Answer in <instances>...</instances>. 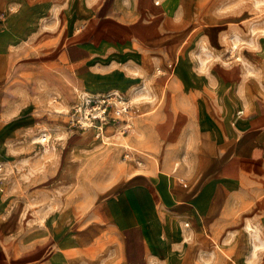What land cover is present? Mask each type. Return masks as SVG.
<instances>
[{"label":"crops","instance_id":"0c3cea01","mask_svg":"<svg viewBox=\"0 0 264 264\" xmlns=\"http://www.w3.org/2000/svg\"><path fill=\"white\" fill-rule=\"evenodd\" d=\"M50 1L0 0L4 171L15 154L13 144L28 127L55 123L45 105L52 97L69 105L73 89L127 94L145 81L167 97L149 102L158 112L137 110L144 112L138 128L131 110L132 129L140 131L141 142L135 141L153 160L132 170L101 201L94 221L105 227L99 233L73 234L70 206L49 212L37 227L21 226L12 210L19 199L10 196L19 183L5 172L0 264H98L91 257L103 250L105 236L115 255L112 264H154L190 250V240L197 244L216 234L226 214L264 185V34L241 48L240 62L233 50L222 62H201L200 32L209 42L212 31L185 14V0H161L159 6L154 0H116L106 13L103 3L93 9L77 0L72 9L82 10L81 19L68 18L67 31L58 37L41 31ZM189 27L194 36L187 43ZM256 204L264 215V197Z\"/></svg>","mask_w":264,"mask_h":264},{"label":"rangeland","instance_id":"374dc122","mask_svg":"<svg viewBox=\"0 0 264 264\" xmlns=\"http://www.w3.org/2000/svg\"><path fill=\"white\" fill-rule=\"evenodd\" d=\"M75 1L77 0H51V10L44 12V18L41 20V31L46 35L55 32L56 37L67 31L68 18H80L83 15L82 10L72 9V3ZM86 1L93 9L103 3L106 13L115 6L116 0ZM153 3L159 6L161 0H154ZM185 14L207 22L212 31L209 42L203 38V32H200L196 53L201 54V62L213 61V57L216 62H222L232 50L238 59L235 60L240 62V55L237 53L241 48L250 46L252 40L264 34V0H185ZM191 31L190 27L185 31V34L190 33L187 43L193 40ZM182 34L185 36L183 32ZM187 67L188 65L184 66ZM154 72L156 76L162 73L161 70ZM169 78H173V73ZM151 87L145 81L127 94L118 93L131 106L135 128L143 124L144 117V112L137 110L146 107L149 114L160 111L158 106L150 110L149 102L156 104L159 97H167V92L158 96L150 90ZM78 91L81 92H74L73 89L70 104H73L82 92L91 96L117 93L91 94L83 89ZM45 105L47 110L56 116L55 123L39 129L34 128L38 126L28 127L13 144L15 154H11V160L5 166L7 179L18 180L19 183L16 188H11V199H19L15 206L13 202L12 210L20 216L21 226L31 229L37 227L49 212H58L65 206H70L72 224L68 228L73 234L80 230H95L96 233L97 229L99 233L105 227L101 228L94 221L101 201L110 195L122 179L131 174L130 172L143 169L146 161H152L153 157L137 144L138 141L141 142V139L137 138L140 131L132 129L130 132L129 139L135 150L133 158L125 160V150L118 140L113 139V132L109 139L104 138L106 133L103 138L97 137L101 139L100 142L95 139V129L94 135L92 131L81 130L70 123L69 105L59 103L57 97H52ZM43 135L47 136L44 137L47 140L45 142L41 141ZM125 137L127 142V134ZM162 159L161 150L157 162L160 164ZM261 197H264V185L258 192L249 193L247 201L241 204L239 209L226 214L217 226L216 234L207 236L206 240L197 244L186 239L190 250L179 251L178 256H172L171 260L154 264H264V215L258 211L260 208L256 204ZM108 237L110 236L103 237V250L93 253L91 258H96L93 262L97 260L98 264H112L115 255L109 250L111 241Z\"/></svg>","mask_w":264,"mask_h":264},{"label":"built area","instance_id":"2783aa9c","mask_svg":"<svg viewBox=\"0 0 264 264\" xmlns=\"http://www.w3.org/2000/svg\"><path fill=\"white\" fill-rule=\"evenodd\" d=\"M70 123L81 130L95 129L96 135L104 137L107 128L113 131V138L120 142L125 150L124 159L131 160L134 148L125 142V135L132 129L133 116L131 106L127 100L118 93H108L99 96H91L80 93L77 103L70 110ZM75 123V124H74ZM106 139L110 137L105 135ZM46 139L43 137L42 142ZM4 164L0 163V185L5 179Z\"/></svg>","mask_w":264,"mask_h":264},{"label":"bare ground","instance_id":"6f19581e","mask_svg":"<svg viewBox=\"0 0 264 264\" xmlns=\"http://www.w3.org/2000/svg\"><path fill=\"white\" fill-rule=\"evenodd\" d=\"M137 112V111H136ZM135 117H136V115H135ZM87 130H90V131H92L93 132V134L95 135V132H94V130L93 129H91V128H88V129H85L84 131H87ZM46 136V135H45ZM44 135L42 136V138L43 137H45ZM47 137V136H46ZM97 137H99V136H96V140H99L100 142H101V139H99V138H97ZM102 138H103V136H102ZM41 141H42V139H41ZM47 141V140H46Z\"/></svg>","mask_w":264,"mask_h":264}]
</instances>
